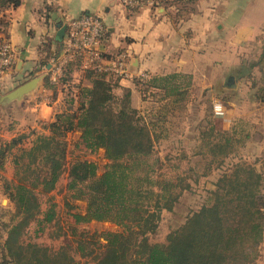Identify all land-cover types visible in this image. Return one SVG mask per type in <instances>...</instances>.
<instances>
[{"label":"trees","instance_id":"16d2710c","mask_svg":"<svg viewBox=\"0 0 264 264\" xmlns=\"http://www.w3.org/2000/svg\"><path fill=\"white\" fill-rule=\"evenodd\" d=\"M196 1L166 0L162 6L179 19ZM19 5V0H0L4 32L8 24L4 12ZM108 34L106 30L103 44ZM54 42L53 38L44 39L41 51L49 52ZM63 44L37 62L40 70L48 66L49 59H60ZM121 53L109 50L100 60H111ZM263 62L261 54L248 69L241 68L235 74L247 80L255 68L261 73ZM46 79L43 87L51 89L53 98L61 94V108L50 123L41 125L43 133H18L8 140L0 136V172L7 165L12 169L11 179L3 180L2 188L13 209L0 235V264H256L264 233V159L256 160L258 167L245 161L232 164L213 183L206 202L169 232L164 243L152 244L148 236L156 232L161 213L171 212L187 189L180 176H154L157 161L152 162L151 155L164 116L148 114L147 123L131 106V91L120 86L121 78L95 68L82 69L78 58L63 66L56 83L49 76ZM252 82L255 87L257 81ZM190 83L189 77L176 73L133 81L142 101L159 97L173 107L187 103ZM114 90L121 94L115 95ZM167 105L160 108L167 109ZM211 127L201 132L202 144L195 155L215 170L235 154L234 136L216 138ZM1 128L0 119V132ZM73 133H79L75 147L81 145L92 154L103 152L107 161L103 173L98 174L93 162L76 159L67 163L65 138ZM217 158L218 166L214 167ZM63 173L70 202L64 203L66 208L75 211L73 202L85 206L83 212L70 214L76 251L90 259L83 263L74 260L68 247L51 250L22 242L32 223L37 235L55 222V203L46 200L41 211L40 200L55 190ZM90 222L112 223L121 231L76 233V227Z\"/></svg>","mask_w":264,"mask_h":264},{"label":"crops","instance_id":"0c3cea01","mask_svg":"<svg viewBox=\"0 0 264 264\" xmlns=\"http://www.w3.org/2000/svg\"><path fill=\"white\" fill-rule=\"evenodd\" d=\"M19 1L16 9L4 12L8 22L6 36L15 50L16 60L10 70L0 73V96L33 77L47 76L37 62L64 43L66 24L82 15L99 17L109 32L103 44V53L121 50L127 55L129 64L120 86L131 91V106L136 110L146 104L133 85L134 79L142 75L159 77L176 73L189 77L193 87L219 84L218 80H224L232 76L233 70L243 68V44L249 37H255L261 27L251 30L242 20L252 0H198L179 19L162 9L156 13L150 8L128 10L122 7L119 0ZM61 27H65V31L59 40L56 33ZM46 38L55 41L49 52L41 51ZM208 78L213 79L212 84L207 81ZM43 84L42 79L30 94L20 100L2 103L10 106L8 119L11 126L7 129L10 135L30 131L43 133L41 125L50 123L60 110L61 94L58 93L56 98L51 95V103H48ZM37 90L42 95L36 94ZM235 105L221 119L225 135L230 137L234 136L236 124L242 126V121L252 118V115H242L244 108ZM257 121L260 125L264 123L262 118ZM260 143L256 148L258 158L264 149Z\"/></svg>","mask_w":264,"mask_h":264},{"label":"rangeland","instance_id":"374dc122","mask_svg":"<svg viewBox=\"0 0 264 264\" xmlns=\"http://www.w3.org/2000/svg\"><path fill=\"white\" fill-rule=\"evenodd\" d=\"M252 1L253 3L246 7L242 20L244 25L251 28V30H256L259 26L261 27L255 37H249L243 44L244 50L241 53L244 54V57L241 61V65L244 69H248L249 63L257 61L261 54L264 56V0ZM173 14L174 13L170 15L172 16ZM184 16L185 14L183 17ZM6 40L8 41V38L1 25L0 47ZM13 51L15 53L14 49ZM49 63L53 66L56 62L51 58ZM14 64L15 61H13V66ZM259 68L261 69V73H259L260 71H258V68H255L252 70V75L247 80L239 79L235 74V70H233L232 76H227L224 80H222L223 78L218 80L217 82L219 84H212L213 79L208 78L207 81L212 84L211 87L204 85L193 87L190 83L187 103H179L175 106L176 108L173 107L174 104L167 101L165 102L168 103L166 106L167 109L160 108V106L165 103L164 100L160 101L159 97H149L146 101L141 100L146 106L144 108H139L138 111L147 123L150 119L148 114H155L158 112L157 115L164 116L159 124L161 130L156 133L157 135L159 134V138L154 142L153 154L151 155L152 162L154 160L157 161L154 166V176H158L159 178L180 176L185 179L184 184L187 185V189L182 192L173 210L171 212L163 211L161 213L156 232L148 236L150 243H164L169 232L177 229L183 224L186 217L193 211L199 209L204 202H206L208 192L214 189L213 183H215L223 173L228 172L227 170L232 164L238 161H245L247 163H255L256 166L258 165L256 162V160H258V157H256V148H258V143L260 142L259 145L264 146V123L260 125L257 121L260 118L264 121V91L258 90L260 88L264 90V62ZM41 70L47 73V76L43 78V83L45 84L47 83L46 77H48L49 74L51 76L53 69L52 67H45ZM3 72L5 71L0 70V73ZM142 76L147 77V75ZM146 79H148V77ZM252 80H254L255 83L257 81L255 87ZM185 82L186 81H182L181 84L183 85ZM44 89L47 90L46 97H48V103H51V95L53 92L51 89ZM37 91L36 94L42 95L39 90ZM114 94L119 96L121 92L114 90ZM250 96H252V100H250ZM215 102L223 107L224 116L230 113V109H232L234 104H238L244 108L242 115L246 117L252 115V118L247 121H242V126L236 124L232 144L235 154L225 158L224 164L213 170L207 166L206 159H202L195 154L202 144L201 132H204V129H210L212 128L211 126H213L216 138H219V136L224 137L225 135L224 125L221 121L224 116L216 118L212 113V105ZM2 103L0 104V119L3 127L1 128L0 136L2 139L8 140L18 133L13 136L7 132V129L11 126V121L8 119L10 106H5ZM246 135L247 138H245ZM78 138L79 133H73L65 138L67 144V163L76 159L93 162L98 168V174L103 173L105 165L107 164V161L103 157V152L100 150L92 154L81 145L75 147ZM259 159H264V149L261 151ZM216 161L215 165H213L214 167H216V165L218 166L219 159L217 158ZM11 177L12 169L7 165L4 171L0 172V235L3 234L4 231L3 225L9 221L10 215L13 212L12 205L8 201L2 188L3 180L9 181ZM65 184L66 173H63L55 190L49 195L41 197L40 200L42 203L41 211H44L46 208V200L52 199L53 203H55V222L43 233L37 235L35 233L37 227L32 223L22 237V242L35 243L51 250H57L61 246L68 247L67 250L69 254L73 256L74 260L83 263L90 259L82 258L78 251H76L78 242L76 237L73 236L71 228V226H73V219L70 214L76 211L83 212L85 206L82 202H73L77 207L75 211H69L66 208L64 203L67 201L69 202V200L65 192ZM117 231H121L120 228L112 223L90 222L76 227V233L78 234L82 232L88 234H101L103 232ZM99 242L103 244V241L99 240ZM258 252L259 256L256 264H263L264 233Z\"/></svg>","mask_w":264,"mask_h":264},{"label":"built area","instance_id":"2783aa9c","mask_svg":"<svg viewBox=\"0 0 264 264\" xmlns=\"http://www.w3.org/2000/svg\"><path fill=\"white\" fill-rule=\"evenodd\" d=\"M123 8L129 10H141L150 8L153 11L164 10L162 2L166 0H119ZM106 28L102 21L94 15H82L66 24V38L63 44V54L52 66L50 81L56 83L61 76L63 66L70 60H81L82 69L95 68L98 71L111 73L118 78L126 77V69L129 64L127 55L122 53L111 60L101 61L103 53V37ZM15 53L10 43L6 40L0 47V70L7 71L13 66ZM141 76V79H146ZM212 113L215 117L224 116L223 107L215 102L212 105Z\"/></svg>","mask_w":264,"mask_h":264},{"label":"water","instance_id":"95a60500","mask_svg":"<svg viewBox=\"0 0 264 264\" xmlns=\"http://www.w3.org/2000/svg\"><path fill=\"white\" fill-rule=\"evenodd\" d=\"M65 27L58 29L56 33V38L61 40L64 35ZM43 77H33L30 81L22 84L21 86L15 88L13 91L7 93L0 97V104L4 101H14L20 100L23 96L30 94L34 89L41 83Z\"/></svg>","mask_w":264,"mask_h":264}]
</instances>
